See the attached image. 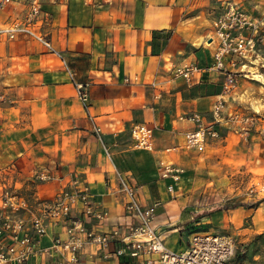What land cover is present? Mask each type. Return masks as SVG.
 Returning <instances> with one entry per match:
<instances>
[{
	"label": "crops",
	"instance_id": "1",
	"mask_svg": "<svg viewBox=\"0 0 264 264\" xmlns=\"http://www.w3.org/2000/svg\"><path fill=\"white\" fill-rule=\"evenodd\" d=\"M30 1L14 0L1 7L0 27L23 20ZM214 5V0H43L33 26L60 53L33 36L11 38L1 33L0 74L12 94L0 102V200L4 188H19L32 202V210L23 211L30 218L41 210L39 196H49L62 185L72 188L78 179L88 185L97 207L109 212L99 218L78 207L74 214L98 231L126 230L133 217L119 188L121 172L138 185L144 204L160 201L155 223L169 248L184 250L185 222L195 213L182 208L215 181L207 166L224 160L229 150L228 142H223L230 131L240 135L245 156L264 167V114L233 107L234 98L242 94L225 91V71L215 66L219 37L210 33ZM243 61L236 55L226 64L235 73ZM190 64L200 67L196 72L200 81L189 83L176 72ZM75 81L87 83L89 109ZM222 98L224 119L216 124L221 138L208 139L203 150H167L184 141L187 129L196 127L183 115L200 111L211 120L212 109ZM231 121L239 122L234 130ZM138 122L154 125L156 150L133 146L131 129ZM97 126L102 127L104 141ZM223 128L228 132L224 134ZM162 160L182 167L179 180L159 175L157 164L160 170ZM45 173L52 178H41ZM233 209L239 216L232 225L239 227L254 207L243 204ZM224 210H208L195 223L214 217L218 224L229 225L218 219ZM58 234H66L64 222L50 223L36 247H51ZM119 244L112 241L104 250L88 244L82 251L83 264H145V256L117 255ZM58 255L37 251L29 262L53 264Z\"/></svg>",
	"mask_w": 264,
	"mask_h": 264
},
{
	"label": "built area",
	"instance_id": "2",
	"mask_svg": "<svg viewBox=\"0 0 264 264\" xmlns=\"http://www.w3.org/2000/svg\"><path fill=\"white\" fill-rule=\"evenodd\" d=\"M14 0H0V8ZM62 1V0H51ZM43 10V0H31L29 9L23 20H16L9 26L0 27V34L5 33L11 38L19 35H30L42 41L49 49L60 53L46 38L42 32L36 30L33 23L39 18ZM216 29L219 44L215 51V66L225 71L226 79L224 89L229 92L236 84V75L226 64V59H232L236 55H245L247 43L242 31L234 34L237 27H243L244 23L236 20L232 15L230 19H220ZM200 67L195 64L179 67L176 72L192 83L201 79L196 76ZM73 76V72L70 70ZM78 95L89 109V92L87 83L77 82ZM225 99L219 100L212 109V119L206 120L200 111H192L183 115L196 124L195 128L185 131L184 141L167 150H179L183 148L204 147L209 138L221 137V131L217 123L224 119L223 109ZM236 115L232 120H236ZM250 116L246 117L249 120ZM96 131L100 138L104 139L102 127L97 126ZM131 137L133 146L140 149L156 150L154 125L138 122L132 126ZM104 141V140H103ZM108 156H112L110 147L105 144ZM182 167L174 165L172 161H161L160 173L162 176H173L179 180ZM120 190L126 198V209L133 217V221L126 230L114 228L110 231H98L87 226L83 216L74 214V210L81 208L85 215H95L103 218L108 215V209H99L92 199L87 184L74 179V186L69 188L60 186L49 196H39L41 210L30 218L23 215L24 210H32V202L19 188L6 187L0 200V264H31L29 261L37 252H45L53 255L59 252L53 264H83L82 251L88 244H96L99 249H106L112 241H119L116 248L117 255H130L144 257L145 264H243L233 263L239 244L236 237L228 232L215 231L213 229L188 230L187 246L184 250L176 251L165 243V236L155 223L157 207L160 201L144 204L140 199L139 187L130 181L121 172ZM41 178H52L51 173L40 175ZM173 189V184L169 185ZM64 222L65 235L58 234L53 239L51 247H36L38 238L48 231L50 223ZM186 228V227H185ZM29 262V263H28Z\"/></svg>",
	"mask_w": 264,
	"mask_h": 264
},
{
	"label": "rangeland",
	"instance_id": "3",
	"mask_svg": "<svg viewBox=\"0 0 264 264\" xmlns=\"http://www.w3.org/2000/svg\"><path fill=\"white\" fill-rule=\"evenodd\" d=\"M214 3V32L210 33L218 36L216 29L219 20L230 19L234 15L237 21L241 20L244 23L243 27L235 29L234 34L242 31L246 40L253 39L251 43H247L240 69L235 71L237 79L232 89H235L234 93L241 92L242 96L234 98L235 103H232V106L250 111V113L259 110L264 114V0H214ZM7 87L9 85L5 82V75L1 73L0 102L12 94L11 90L6 89ZM230 125V130H234L236 125L239 126V122L231 121ZM227 132V129L223 128V133ZM227 142L229 152L225 153L221 164L212 163V166H207L212 170L210 175L215 181L205 187L203 195L182 208V212L195 213L193 219L185 222L188 224L186 229L212 228L215 231L231 233L236 237L239 248L245 251L244 256L239 260L240 263L264 264V167L261 164L258 165L256 161L253 163L245 156L238 133L230 131L228 140L223 143ZM207 144L202 148H192L203 150ZM133 150V153L139 151V149ZM157 166V171L160 172L159 164ZM150 175L154 176L152 170ZM262 201L263 203H260ZM243 204L252 206L254 209L252 214L244 217L241 225L237 227L232 223L237 220L239 212L233 208ZM216 208H225L217 216L218 219H224V222L228 221L229 225L218 224L214 217L212 219L205 217L200 223H195L199 216ZM175 213L178 212H173ZM185 214L181 216L184 217Z\"/></svg>",
	"mask_w": 264,
	"mask_h": 264
},
{
	"label": "trees",
	"instance_id": "4",
	"mask_svg": "<svg viewBox=\"0 0 264 264\" xmlns=\"http://www.w3.org/2000/svg\"><path fill=\"white\" fill-rule=\"evenodd\" d=\"M244 254V249L239 248L236 255L232 259L233 263H239V260L244 256Z\"/></svg>",
	"mask_w": 264,
	"mask_h": 264
},
{
	"label": "bare ground",
	"instance_id": "5",
	"mask_svg": "<svg viewBox=\"0 0 264 264\" xmlns=\"http://www.w3.org/2000/svg\"><path fill=\"white\" fill-rule=\"evenodd\" d=\"M261 78V77H260Z\"/></svg>",
	"mask_w": 264,
	"mask_h": 264
}]
</instances>
